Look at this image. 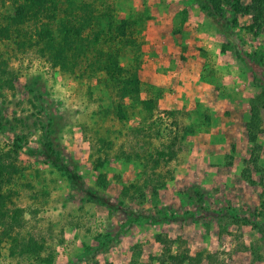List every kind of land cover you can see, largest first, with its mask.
<instances>
[{
  "label": "rangeland",
  "instance_id": "obj_1",
  "mask_svg": "<svg viewBox=\"0 0 264 264\" xmlns=\"http://www.w3.org/2000/svg\"><path fill=\"white\" fill-rule=\"evenodd\" d=\"M232 1L54 0L56 39L71 15L98 36L73 72L0 40V150L21 147L12 235L32 244L20 256L5 242L0 264H264V130L254 156L247 137L264 26L250 31ZM12 14L0 0V23ZM122 21L132 46L118 61L138 79L123 99L96 63L118 51L107 39ZM50 116L72 177L40 153ZM169 149L152 167L149 156Z\"/></svg>",
  "mask_w": 264,
  "mask_h": 264
},
{
  "label": "trees",
  "instance_id": "obj_2",
  "mask_svg": "<svg viewBox=\"0 0 264 264\" xmlns=\"http://www.w3.org/2000/svg\"><path fill=\"white\" fill-rule=\"evenodd\" d=\"M13 7V14L5 18L4 23H0V40H15L17 47L20 50L35 49L42 57H44L53 66L73 72L78 62L83 59V53L97 43V33L93 32L90 37L86 33L89 28L86 15H73L67 18L66 26L59 39L53 34L52 23L56 19V6L54 0H9ZM217 7H214V9ZM202 10H207L206 7H201ZM231 9L236 14L247 16L251 20L248 27L250 31H260L264 26V0H249L248 4H242L240 0H233ZM123 25V26H122ZM120 32L117 37L107 39V43H112L117 40V49L113 51L100 52L97 55V68L104 71L106 79L118 90L120 98L132 96L136 91L138 79L135 74L124 76L125 69L120 65L118 57L120 55V46L124 44L132 46L130 37H127L129 30V22L122 21ZM110 41V42H109ZM152 101H146L144 104L151 109ZM264 111V86H261L259 92L252 98L250 106V121L247 126V137L252 143L253 156L257 145L256 139L258 134L263 132L262 127V112ZM120 118H123L121 110L117 112ZM54 117L50 116L47 122L45 142L42 145L40 153L46 158L51 166L63 172H67L70 177L74 176V169L67 170L62 165V161L56 155L53 137ZM20 146L15 143H8L5 150H0V255L1 249L5 242L15 243L12 246L11 254L24 255L31 253L32 244L27 242L16 241L13 238V225L10 218L8 202L10 195L8 192L9 185L14 181V178L21 172L17 167V152ZM174 153L169 149L167 152L158 151L156 157L149 156L151 166L159 165V162L165 160L169 162ZM257 162V156L253 159ZM148 161V160H147ZM101 163H99L100 165ZM163 186V183H161ZM102 203L107 205L105 200ZM160 242H165V239L157 237ZM199 257V255L197 256ZM39 258V257H38ZM46 262L45 260H42Z\"/></svg>",
  "mask_w": 264,
  "mask_h": 264
}]
</instances>
